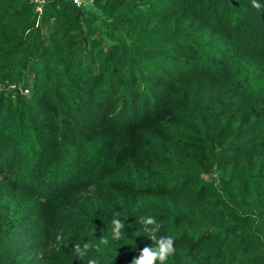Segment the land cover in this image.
Instances as JSON below:
<instances>
[{
	"label": "trees",
	"instance_id": "trees-1",
	"mask_svg": "<svg viewBox=\"0 0 264 264\" xmlns=\"http://www.w3.org/2000/svg\"><path fill=\"white\" fill-rule=\"evenodd\" d=\"M141 215L167 264H264V13L0 0V264H130Z\"/></svg>",
	"mask_w": 264,
	"mask_h": 264
},
{
	"label": "clouds",
	"instance_id": "clouds-1",
	"mask_svg": "<svg viewBox=\"0 0 264 264\" xmlns=\"http://www.w3.org/2000/svg\"><path fill=\"white\" fill-rule=\"evenodd\" d=\"M251 7L256 9L258 13H264V5L259 0H251ZM136 210L139 211L138 206ZM123 218L122 220L119 213L113 214L110 226L112 240L120 241L123 238L125 220L128 216L126 215ZM136 223L139 225V228L135 235H144L149 238L152 241V246L145 245L140 249L139 254L132 258L130 264H167L169 257L175 254L176 248L172 236L164 234L163 223L152 215H141L136 218ZM109 244V238L102 235L96 243H93L91 239H87L82 245L74 243L73 252L77 258L83 260L89 251L100 252L101 246ZM87 264H99V262L96 258H89Z\"/></svg>",
	"mask_w": 264,
	"mask_h": 264
},
{
	"label": "built area",
	"instance_id": "built-area-1",
	"mask_svg": "<svg viewBox=\"0 0 264 264\" xmlns=\"http://www.w3.org/2000/svg\"><path fill=\"white\" fill-rule=\"evenodd\" d=\"M36 2V8L41 11L43 8V4L46 0H34ZM76 3L81 4L84 0H74ZM28 92V90H25V93Z\"/></svg>",
	"mask_w": 264,
	"mask_h": 264
}]
</instances>
